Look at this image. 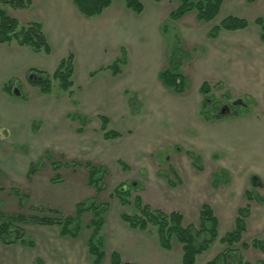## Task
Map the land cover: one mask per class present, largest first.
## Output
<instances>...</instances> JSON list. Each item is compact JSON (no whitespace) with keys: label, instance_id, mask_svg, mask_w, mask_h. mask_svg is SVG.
<instances>
[{"label":"rangeland","instance_id":"1","mask_svg":"<svg viewBox=\"0 0 264 264\" xmlns=\"http://www.w3.org/2000/svg\"><path fill=\"white\" fill-rule=\"evenodd\" d=\"M139 1L145 10L140 16L126 9L122 0H114L94 18L83 17L71 0H32L30 7L16 10L0 5L7 16L17 20L19 28L39 23L53 50L50 56L40 53L32 59L16 47L15 40L0 44V224L11 222L13 229L34 243L35 255L50 262L91 264L87 252L90 231L85 226L93 214L87 211L82 215V229L75 240L61 238L56 226L32 224V218L62 219L73 216L78 203L93 202L108 207L102 214V264H110L111 252L121 247L123 260L133 257L143 261L141 264H161L155 258L146 261L145 249L126 244L138 241L157 250L154 254L162 256V264H180L181 246L174 239L171 250H163L156 228L132 230L120 215L139 214L132 204L136 196L150 208L167 213L168 205L174 202L169 192L171 183L167 181L176 184L168 167L185 166L191 170L185 151L199 155L204 167L200 178L210 181L221 168L235 176L231 185L211 188L208 195L194 201L193 207L198 210L193 219L187 216L185 220V224L197 226L199 205L212 202L219 221V238L234 229L237 216L234 213L228 222L219 215L226 194L232 197L230 190L255 191L258 186L250 183L254 175L264 180V43L254 24L258 18L264 21V0L251 4L246 0H223L219 15L209 23L197 22L195 11L180 20H170L169 14L178 6L176 0L160 4ZM229 16L245 19L248 27L244 31H222L215 40L208 38L209 30ZM246 40L251 45L249 50L245 43L239 44ZM224 42L231 49L220 60L219 44ZM87 44L93 47L91 53L86 50ZM232 48L243 51L239 55ZM121 49L125 50V60L120 64V75L115 77L106 68L97 70L121 58ZM69 52L75 55L74 85L68 92L53 80L50 93L45 95L30 84L29 80L36 79L28 76L30 67L51 75ZM239 64L244 73L243 69L235 71ZM174 66L186 77L185 90L180 95L162 86L156 77L160 69ZM203 82L210 86L206 113L213 116L227 106L229 112L222 119L238 115L240 125L228 127L227 132L219 130L215 118L205 119L199 113L204 109L205 98L199 92ZM237 101L242 104L235 105ZM74 115L84 117V122L73 119ZM100 116L108 118L109 129L119 132L120 139H103ZM249 120L255 130L252 141ZM238 130L241 140L240 135L236 136ZM85 163L105 169L100 194L88 184ZM30 166L35 172L28 177ZM189 173L197 175V171ZM220 173V178L226 175ZM121 186L129 192L125 197L129 204L120 203L116 191ZM241 196H237V207L244 208L247 200ZM250 203L251 216L244 219L246 231L242 236V242L248 244L264 240V206ZM234 248L245 262L264 264V253L252 248L242 250L240 244ZM224 250L217 240L197 257L195 264H205ZM32 256L27 246L0 242V264H32ZM41 261L40 258V264Z\"/></svg>","mask_w":264,"mask_h":264},{"label":"trees","instance_id":"2","mask_svg":"<svg viewBox=\"0 0 264 264\" xmlns=\"http://www.w3.org/2000/svg\"><path fill=\"white\" fill-rule=\"evenodd\" d=\"M114 0H71L77 11L85 18L98 17L104 10L110 7ZM125 8L129 11L139 15L142 13L144 7L139 0H122ZM154 3H160L163 0H149ZM178 6L169 14V19L173 21L180 20L186 14L195 11L196 21L199 23H209L216 19L219 15L223 0H176ZM256 0H246L248 4L254 3ZM32 0H0V5L8 6L12 9H26L30 7ZM254 24L259 28V38L264 42V21L258 18ZM249 23L245 19L229 16L223 19L218 25L212 27L208 32V38H216L220 32H234L244 30ZM15 40L19 46L29 48L34 53H50V47L45 40L42 26L39 23H29L25 27L19 28L16 19L7 16L2 9H0V44L10 43ZM122 57L115 60L106 69H109L113 75L120 73V64L124 62V49H121ZM74 57L69 53L65 58L61 59L54 72L51 75L45 74L41 71H30L28 76L33 75L36 79L29 80L30 84L38 87L40 93L49 94L51 91V81H57L60 89L63 92H68L73 86L72 76L74 73ZM171 67V65H170ZM163 69L158 74L160 82L175 94H181L185 90L186 77L181 73L175 71V66ZM105 69V68H101ZM210 86L207 82H203L199 87V92L204 96L202 107L204 108L200 113L205 118H220L219 114L209 116L206 113L208 107L207 98L209 96ZM246 106V104L244 105ZM236 115V113H235ZM73 119H78L84 122V117L81 115H74ZM100 130L103 133L102 137L106 141L115 140L120 137V133L110 130L108 126V118L104 116L99 117ZM78 131H81L79 129ZM194 161V166L201 169L199 166L200 160L193 154H189ZM87 169L88 184L94 186L96 193L100 194L103 190L102 179L105 174V169L100 166H94L90 163H85ZM122 169L126 170L127 166L121 163ZM34 169L30 166L28 177L34 173ZM223 174V173H222ZM221 178L218 174L214 175V182L217 185ZM214 184V185H215ZM215 185V186H216ZM121 186L117 195L122 205L129 204V192L123 190ZM15 195H18L16 190ZM128 193V194H126ZM25 196V195H24ZM23 196V197H24ZM27 197V196H26ZM24 197V198H26ZM124 197V198H123ZM247 200H251V195H246ZM139 214H121V221L132 230L147 231L151 226L156 228L158 244L163 250H171V242L174 239L181 246L180 264H195L198 256L204 254L209 248L218 240L221 245L225 246V250L214 257L205 264H249L243 260L241 254L235 250V245L240 244L242 250L249 248L258 250L264 253V240H252L249 244L242 242V236L246 231L244 219L249 215L248 206L241 208L237 212L234 229L219 238L218 235V220L214 214L211 206L204 204L201 206L198 215V225L185 224L183 216L179 212L164 213L160 210L150 208L143 204L139 197H135L132 202ZM108 209L106 206L95 204L93 202L78 203L76 211L73 216H65L62 219L51 218H32L31 222L39 226H56L59 228L61 237L75 239L81 232V217L90 211L93 218L85 226L90 231L87 239V251L91 258V264H102L105 258L104 241L101 235L105 221L103 215ZM18 219H24L18 216ZM0 242L4 245L21 244L32 247L33 242L24 238L23 232L13 229L11 222H2L0 224ZM110 264H133L123 262L117 252H112L109 256Z\"/></svg>","mask_w":264,"mask_h":264},{"label":"crops","instance_id":"3","mask_svg":"<svg viewBox=\"0 0 264 264\" xmlns=\"http://www.w3.org/2000/svg\"><path fill=\"white\" fill-rule=\"evenodd\" d=\"M160 4V3H159ZM77 10V9H76ZM145 12V10L143 9V11H142V13L141 14H143ZM141 14H139V16L141 15ZM187 15V14H186ZM185 15V16H186ZM184 16V17H185ZM76 22V21H75ZM77 23H81V21H77ZM60 28H61V25H60ZM74 28H77V24H74ZM245 30V29H244ZM244 30H240V31H244ZM235 32V31H234ZM221 33V32H220ZM220 35V34H219ZM219 35L216 37V38H214V39H212V40H215V39H217L218 37H219ZM259 40H260V38H259ZM85 41H87V40H85ZM221 41V40H220ZM260 42L261 43H264V42H262L261 40H260ZM245 43V44H244ZM224 45H221V44H219V50H218V54H219V56H218V58L220 59V60H222V58L224 57V56H226V55H229V50L228 49H231V48H227V46H226V42H224L223 43ZM235 44H237L236 42H234V46H235ZM239 44H244L246 47H247V50H249L251 47V45L249 44V42L246 40V42H240ZM49 45V44H48ZM16 47L19 49H22L23 51H24V53H25V55H26V57H28V58H34L35 59V57H37V56H35L36 54L37 55H40V53H34V55L33 54H31V53H33V52H28V50H27V48H25V47H20V46H18V44H16ZM49 47H50V45H49ZM236 47V46H235ZM239 47H242V46H239ZM92 49H93V47H90V45L89 44H87V52L88 53H91V51H92ZM233 50H234V52H236V53H238L239 55H241L240 54V51L242 52L243 51V48H239V49H236V48H232ZM50 53L49 54H45V55H48V56H50L52 53V47H50ZM101 52H103V51H101ZM70 53V52H69ZM69 53H67V55L69 54ZM103 53H105V52H103ZM74 55L75 54H73V57H74ZM254 55V54H253ZM222 56V57H221ZM124 57H125V50H124ZM62 58H65V57H62ZM77 58V57H76ZM118 59H120V58H116L115 60H118ZM114 60V61H115ZM35 62L37 61V60H34ZM60 61V60H59ZM113 61V62H114ZM112 62V63H113ZM111 63V64H112ZM36 64V63H35ZM74 64V63H73ZM110 64V65H111ZM110 65H108V66H110ZM108 66H106V67H104V66H100L99 68H97V70H103V69H101V68H107ZM258 67V66H257ZM36 69V67L35 66H32V67H30L29 68V70L30 71H41V70H35ZM56 69V68H55ZM163 69H166V68H163ZM163 69H160L158 72H157V75H156V77H157V79H158V74H159V72L161 71V70H163ZM235 69V71H237L238 72V70L239 69H243V73L245 72L244 71V68H243V66H241V64H239L238 66H237V68H234ZM41 72H43V71H41ZM73 75H74V73H73ZM120 75V74H119ZM252 75H254V74H252ZM115 77L116 76H118V74L117 75H114ZM113 76V77H114ZM73 77V76H72ZM148 80L149 81H151V76L150 77H148ZM158 81L160 82V80L158 79ZM161 83V82H160ZM162 84V83H161ZM74 85V84H73ZM162 86H164L163 84H162ZM73 87V86H72ZM165 87V86H164ZM167 88V87H166ZM123 92L124 93H126V94H129L130 92L129 91H124L123 90ZM172 92V91H171ZM173 93V92H172ZM173 94H175V93H173ZM181 94H183V93H181ZM176 95H178V94H176ZM180 95V94H179ZM193 107V106H192ZM195 109V108H194ZM199 112V111H198ZM200 113V112H199ZM198 114V113H197ZM239 117L240 116H238V115H236V117H234V118H225V119H222V117H220V118H215L216 119V122L215 123H218V124H216V125H220L219 126V130H224L225 129V131L227 132V129H228V127H233V128H235L234 126H238V125H240V123H241V121L239 120ZM243 117H246V116H243ZM248 117V116H247ZM206 119V118H205ZM209 120V119H208ZM207 120V121H208ZM249 124H250V129H249V131H250V134H251V136H250V141H252V132H254L255 130L253 129V127H252V125H253V122L251 121V120H249ZM107 128L109 129V122H108V126H107ZM117 132V131H116ZM119 133V132H118ZM241 134V132H239V130L238 131H236V136L237 135H240ZM102 135H103V133H102ZM240 137H241V135H240ZM121 138V134H120V137L119 138H117V139H115V141L116 140H118V139H120ZM242 139V137L240 138V140ZM110 141H114V140H110ZM175 149H177V148H175ZM179 153V152H178ZM189 154H193L194 156H196V157H198L199 158V160H200V157H199V155H197L194 151H185V155H187L188 157H189V159L191 160V170L189 169V171H191L192 173H196V171H197V175H195V176H193V175H191V173H189V171H187L186 169V167L185 166H183L182 168L181 167H179V166H177V165H174L176 168L174 169L173 167H168V171L170 172V174L173 176V178L175 179V181H176V184L174 185L170 180H168V178H167V182H170L171 183V185H170V191L169 192H171L170 194H173L174 195V197H173V204H171V205H168V208L169 209H167L168 211H167V213H171V212H179L182 216H183V219H184V223H185V220H188V217L187 216H190V219L192 218H194V216H195V214H196V210H198V209H196V208H194L195 207V205L193 204V202L194 201H199V199H201L203 196H206V195H208L209 193H210V189L211 188H213V189H216V188H219L220 187V185L222 184L223 186H228V185H231V183L233 182L232 181V179L235 177L234 175H230L229 174V172L226 170V169H224V168H221L220 170H217V172H219V173H215V174H221L220 172H222V173H224V177L222 176L221 178V180H220V182L216 185L215 184V182H214V178H211L212 180H208V179H203V178H200L199 177V173H202L203 171H204V167H203V165H201V160H200V164H199V166L201 167V169H197L195 166H194V161H193V159L190 157V155ZM173 158V157H172ZM121 163H123L122 161L120 162V164ZM126 165V164H125ZM100 167H102V166H100ZM212 175V174H211ZM254 176H256L258 179H259V181H260V183H261V186H258V188H256V190L255 191H249V190H247V189H245V190H243L242 192H240V191H234V190H230V192L231 193H233L232 194V197H230V196H227V194H226V197H225V199H224V201L223 202H221V205H220V211H219V215L221 214V216L222 217H224V220H226V219H228L227 221L228 222H230V219H232V217H233V215H234V213H236V215H237V212H238V210L239 209H241L242 208V205H240V207H237L238 206V204H237V196L239 197V196H243L244 198H246V195L247 194H250L251 195V200H247L246 202H245V204H247V206H248V208H249V211H250V207H252L251 206V203L250 202H256V203H258V204H261L262 206H264V180L259 176V175H254ZM196 179V180H195ZM199 181V182H198ZM169 184V183H168ZM216 186H215V185ZM241 196V197H242ZM234 200H233V199ZM172 203V202H171ZM204 204H207V205H209V206H211V208L213 209H215V207H213V205H212V202H206V201H203V202H201V204L199 205L200 206V208H201V206L202 205H204ZM194 206V207H193ZM238 208V209H237ZM214 209H213V211H214ZM199 211H200V209H199ZM214 214H215V212H214ZM199 215V214H198ZM216 216V215H215ZM251 216V212H249V215H248V217L246 218V219H248L249 220V217ZM237 217V216H236ZM236 217H234L235 219H236ZM216 218H217V216H216ZM234 219V220H235ZM245 219V220H246ZM217 220H218V218H217ZM234 223H235V221H234ZM193 225V224H192ZM259 227H260V224H259ZM261 228V227H260ZM219 229V221H218V228H217V230ZM262 229V228H261ZM261 229H256L255 231L256 232H263ZM59 233V232H58ZM218 235H219V233H218ZM59 236H60V234H59ZM61 237V236H60ZM61 238H63V239H70V238H66V237H61ZM75 239H77V238H75ZM75 239H70V240H75ZM17 244V243H16ZM127 245H129V246H132L133 248H135L136 246L137 247H139L140 249H141V251L142 250H144V256L143 257H145V258H148L146 261H149V260H151L152 258H155L156 260L157 259H159V261H160V263L162 264V262H163V259H162V256H156L154 253H157L158 251L157 250H152L151 249V247L150 246H148V244L147 243H143L142 241L141 242H128V243H126ZM11 245V244H10ZM13 245H15V244H13ZM28 247V246H27ZM32 251H33V256H32V258H31V262H32V264H35V262H38L37 264H40V258H41V263L42 264H44L45 262H46V264H57V261H55V260H53V261H48L47 259H45V257H39V255H35V253H34V251H35V245H34V243H33V246L32 247H29ZM122 248V247H121ZM121 248H118V249H114L112 252H117L119 255H120V257H121V260L123 261V262H128V263H133V264H141L143 261H141V260H138V259H136V258H133V257H128V259H122V256H121ZM255 250V249H254ZM88 252V251H87ZM111 252V253H112ZM261 253H263V252H261ZM89 255V254H88ZM59 263V262H58ZM256 263V262H255ZM1 264H9V263H1Z\"/></svg>","mask_w":264,"mask_h":264},{"label":"water","instance_id":"4","mask_svg":"<svg viewBox=\"0 0 264 264\" xmlns=\"http://www.w3.org/2000/svg\"><path fill=\"white\" fill-rule=\"evenodd\" d=\"M14 92H15V94H18V91H17V90H15ZM237 103L242 104L241 101H237V102L235 103V105H236ZM228 112H229L228 107H227V106H223V107L220 109V111H219L218 114H219L220 116H224V115H226ZM250 183H251L252 185H254V186H261V183H260V181H259V179H258L257 177H252V178L250 179Z\"/></svg>","mask_w":264,"mask_h":264}]
</instances>
